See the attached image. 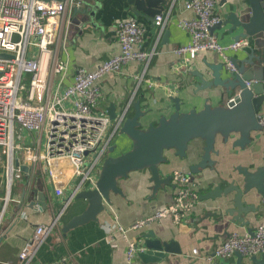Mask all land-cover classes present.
I'll return each mask as SVG.
<instances>
[{"label":"crops","instance_id":"crops-1","mask_svg":"<svg viewBox=\"0 0 264 264\" xmlns=\"http://www.w3.org/2000/svg\"><path fill=\"white\" fill-rule=\"evenodd\" d=\"M218 1L222 5L224 19L228 18L232 10L238 9L237 6L245 9L247 5L245 0H226L224 3L222 0ZM129 7L128 0H85L81 7L68 8L64 17L66 45L60 51V56L69 61L72 71L80 65L93 68L119 51L115 27L121 19L135 17L147 25L144 45H152L158 30L154 22L135 16ZM88 12L92 13V20H88ZM192 16V10L186 7V0L175 1L171 19L166 26L170 31L169 35L164 37L165 29L158 44L159 52L153 57L144 79L138 85L137 76L141 74L143 66L139 61L130 62L120 72L105 74L101 80L104 92L99 104L101 110L107 111L110 104L114 103L118 114L128 106L129 115L134 112L135 101L140 100L146 112L142 118L143 126L147 127L149 123L157 122L162 115H170L175 111V103L169 96L170 90H174V97L181 98L182 111L194 107L199 109L207 100L213 105L229 101L232 94L226 93L222 87H197L199 80L196 72L206 68L205 61L218 60L219 56L215 51L199 52L187 65L176 68L180 57L174 47L187 43L191 38L189 31L181 27L178 20ZM230 26L231 23L228 22L214 28L221 42L227 43L234 39L237 32L229 30ZM251 40L253 47L254 40ZM252 47L233 52L232 56L242 57L250 53ZM262 112L264 113V108ZM252 135V143L245 148L235 147L232 143L234 138L225 141L218 135L217 152L212 154L214 166L206 167L199 173H192L190 165L201 159L204 140L197 138L190 142L187 159L177 156L175 149H169L166 151L168 161L160 165L161 173L166 176L173 174L176 169L190 171L198 184L199 195L220 183L227 186L236 180L242 184L243 175L239 172V166H248L253 170L264 164V132L253 131ZM114 145V153L119 154L131 148L132 140L119 132ZM150 175L148 169H140L121 178L119 183L123 194L111 193L110 201L99 213L97 220L88 221L65 232V224L88 205L87 199L75 196L63 210L58 226L53 228L38 247L30 264H235L236 253L228 258L209 261L194 256L193 248L197 247L201 253L209 252L219 246L231 232L243 234L248 232V227L255 228L264 215V199L257 189L251 191V196L244 197L253 206L244 213L248 224L234 221V216L225 211L232 205L230 198L235 194L233 191L232 194L216 198L201 199L198 195L190 213L180 222L166 216L130 230L128 237L119 231L113 232L112 228L116 223L129 226L136 219L173 202L176 193L174 178V185H165V190L160 189L153 196ZM49 186L51 187L50 180L45 173L24 172L22 178L15 181L12 190L14 201L10 205L3 228L0 229V264H18V253L26 240L34 234L36 226L50 224L72 190V186H69L64 195H56ZM35 188L45 194L46 206L42 205L40 194ZM51 201L54 205H51ZM148 230H153L161 239L176 240L181 252H168L165 258L147 263L136 255L130 262L127 257L129 240L140 241L141 233ZM245 256L249 258L251 255Z\"/></svg>","mask_w":264,"mask_h":264},{"label":"built area","instance_id":"built-area-1","mask_svg":"<svg viewBox=\"0 0 264 264\" xmlns=\"http://www.w3.org/2000/svg\"><path fill=\"white\" fill-rule=\"evenodd\" d=\"M175 1L155 16L153 22L158 30L150 47L144 45L147 25L135 17L121 19L115 27L119 51L93 68L80 65L72 71L69 61L60 56L67 38L64 17L68 8L81 7L85 0H0V53L12 55L0 56V229L14 201L13 185L24 174L15 165L16 158L29 165V173H45L56 195H64L72 186L53 221L37 225L34 234L26 240L18 253V264L33 261L38 247L58 226L67 204L79 191L96 185L101 165L111 154L110 148L128 112L126 106L111 119L107 111L99 108L104 93L102 77L139 61L143 64L137 76L138 85L141 83L159 52L158 44L171 19ZM186 7L192 10L193 16L180 18L178 24L189 31L191 38L174 47L180 57L177 69L206 50L215 51L233 67L232 53L252 47L248 35L224 43L212 30L224 19L218 0H186ZM169 96L174 97V90H170ZM258 118L264 124L263 112L258 113ZM2 168H5L3 174ZM173 178L176 193L171 204L136 219L129 226L116 223L112 231L128 237L130 230L156 219L171 216L180 222L186 217L198 199V184L190 171L176 169ZM51 205H54L52 201ZM138 243V240L128 242L130 262L137 255ZM236 252L245 255L264 252V215L253 233L231 232L214 250L201 253L195 247L192 254L216 261Z\"/></svg>","mask_w":264,"mask_h":264},{"label":"water","instance_id":"water-1","mask_svg":"<svg viewBox=\"0 0 264 264\" xmlns=\"http://www.w3.org/2000/svg\"><path fill=\"white\" fill-rule=\"evenodd\" d=\"M170 0H128L130 10L137 17H145L154 21L168 5ZM226 0H222L224 3ZM245 9L237 6L232 10L228 18L219 24L231 23L229 30L237 32L235 39L248 35L254 40L251 52L244 56H231L233 67L227 65L220 57L217 61L206 63V68L198 70L196 76L199 82L198 89L222 87L223 90L232 94L226 104L213 105L207 100L203 107L192 108L188 111L181 110V98L173 97L175 111L170 115H162L157 122H151L147 127L143 126L142 118L145 111L140 100L134 103V112L126 114L120 128L121 134H126L131 140V148L119 154H115L116 145L110 148L109 154L103 161L96 185L79 191L76 198L87 199L88 205L81 212L74 215L63 227L67 232L73 227L97 220L101 211L106 208V203L111 199V193L123 194L119 180L129 176L130 172L140 169H148L151 173L152 195L165 185L172 183L173 174L163 176L160 165L168 158L166 151L175 149L176 155L182 159L189 157L190 142L200 138L204 140L201 159L190 165L192 173H199L206 167L214 166L213 153L217 152L216 141L218 135L225 141L231 138L235 147L245 148L253 141V131H263L264 125L259 121L258 113L264 108V0H245ZM90 11V10H89ZM92 20V13L88 12ZM213 26L212 30L217 26ZM240 30V31H238ZM169 29L165 30L164 37L169 35ZM1 57H11V54L0 53ZM107 114L111 119L118 116L114 103L107 108ZM15 165L25 173L30 171L26 163H21L18 158ZM0 156V172H1ZM239 172L243 175L242 184L234 180L227 186L217 184L212 189L199 195L201 199L227 196L235 191L230 198L232 205L227 207L226 213L234 216L243 224H248L244 213L253 206L245 201V196H251V191L257 192L264 198V164L251 170L248 166H239ZM176 186V184H175ZM39 192L42 205L47 201L43 191ZM248 232L253 233L254 228L248 227ZM138 243L137 256L142 261L156 262L167 256L168 252L180 253L181 248L174 239L164 240L156 236L153 230L141 233ZM235 264H264V252L261 256L251 255L249 258L241 252H236Z\"/></svg>","mask_w":264,"mask_h":264},{"label":"rangeland","instance_id":"rangeland-1","mask_svg":"<svg viewBox=\"0 0 264 264\" xmlns=\"http://www.w3.org/2000/svg\"><path fill=\"white\" fill-rule=\"evenodd\" d=\"M171 1L172 0H170L169 2H168V5L166 6V8L164 9V10H166L170 5H171ZM15 39H18V37L17 36H15ZM5 172V168L3 169L2 168V174ZM37 174V173H36Z\"/></svg>","mask_w":264,"mask_h":264},{"label":"bare ground","instance_id":"bare-ground-1","mask_svg":"<svg viewBox=\"0 0 264 264\" xmlns=\"http://www.w3.org/2000/svg\"><path fill=\"white\" fill-rule=\"evenodd\" d=\"M264 125V124H263Z\"/></svg>","mask_w":264,"mask_h":264}]
</instances>
